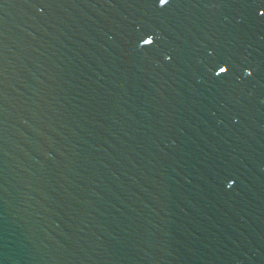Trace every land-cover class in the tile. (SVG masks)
<instances>
[{"label":"water","instance_id":"obj_1","mask_svg":"<svg viewBox=\"0 0 264 264\" xmlns=\"http://www.w3.org/2000/svg\"><path fill=\"white\" fill-rule=\"evenodd\" d=\"M83 1L172 103L264 264V0Z\"/></svg>","mask_w":264,"mask_h":264},{"label":"snow or ice","instance_id":"obj_2","mask_svg":"<svg viewBox=\"0 0 264 264\" xmlns=\"http://www.w3.org/2000/svg\"><path fill=\"white\" fill-rule=\"evenodd\" d=\"M166 2H167V0H161V3H166ZM147 43H151V41L149 40V41H147ZM220 71L223 72V71H226V69L221 67Z\"/></svg>","mask_w":264,"mask_h":264}]
</instances>
